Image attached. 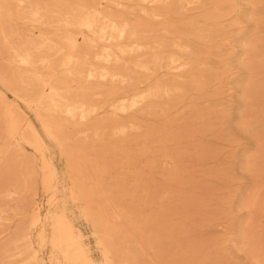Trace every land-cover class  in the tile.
I'll return each mask as SVG.
<instances>
[{
  "label": "bare ground",
  "instance_id": "1",
  "mask_svg": "<svg viewBox=\"0 0 264 264\" xmlns=\"http://www.w3.org/2000/svg\"><path fill=\"white\" fill-rule=\"evenodd\" d=\"M241 1L0 0V83L26 109L7 103L0 91V226L19 220L10 247H0V264L130 260L126 245L137 241L127 228L129 214L112 203L125 187L103 184L106 176L85 151L98 153L109 132L121 145L102 151L115 150L127 164L134 161L128 143H150L143 154L175 138L137 115L167 120L191 89L205 87L214 65L227 62L223 50L233 48ZM52 144L66 155L65 191ZM40 182L45 201L38 198ZM79 218L94 223L100 262Z\"/></svg>",
  "mask_w": 264,
  "mask_h": 264
},
{
  "label": "rangeland",
  "instance_id": "2",
  "mask_svg": "<svg viewBox=\"0 0 264 264\" xmlns=\"http://www.w3.org/2000/svg\"><path fill=\"white\" fill-rule=\"evenodd\" d=\"M233 21V48L221 54L227 62L214 65L201 91L191 89L167 120L137 115L148 127L175 138L143 154L141 147L150 143H128L134 161L127 164L115 150L102 151L121 145L109 132L98 153L85 151L91 165H99L106 176L103 184L125 187L112 203L128 212L127 228L137 244L126 245L130 260L122 255L120 264H258L259 256L264 259V85L258 84L264 80V64L256 62L264 60V0H242ZM0 91L6 92L7 103L26 111L1 83ZM50 148L61 172L60 190L65 191L70 182L66 155L60 146ZM40 184L38 198L45 201ZM18 223L15 219L0 226V247H10L8 238ZM77 224L100 262L102 254L91 236L94 223L79 218Z\"/></svg>",
  "mask_w": 264,
  "mask_h": 264
}]
</instances>
